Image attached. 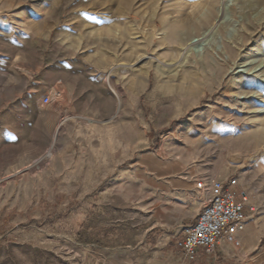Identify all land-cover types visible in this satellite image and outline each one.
I'll return each mask as SVG.
<instances>
[{
    "label": "rangeland",
    "instance_id": "rangeland-1",
    "mask_svg": "<svg viewBox=\"0 0 264 264\" xmlns=\"http://www.w3.org/2000/svg\"><path fill=\"white\" fill-rule=\"evenodd\" d=\"M220 1L0 0L18 34L0 57L76 60L92 82L22 138L0 114V160L22 162L0 181V264H183L198 182L264 204V0H230L208 30Z\"/></svg>",
    "mask_w": 264,
    "mask_h": 264
},
{
    "label": "crops",
    "instance_id": "crops-1",
    "mask_svg": "<svg viewBox=\"0 0 264 264\" xmlns=\"http://www.w3.org/2000/svg\"><path fill=\"white\" fill-rule=\"evenodd\" d=\"M16 35L18 34L14 32L12 21L6 15H0V49L12 51L13 40L17 39ZM21 36L23 37V35ZM26 40L29 41V38ZM26 40L17 42L20 45V50L28 49L29 42ZM25 63L28 62H25L24 59L14 60L10 54L0 57V114L8 116L5 125L8 124L6 130L10 132L9 138L16 132L19 134L15 136L22 138L28 124L31 123L30 121H38L44 113L51 109L56 111L59 116L71 112L75 95L80 93L83 96L87 90L92 89V82L85 78L87 73H91V69L88 71L77 69L78 67H90L87 64H81L83 62L76 64V60L56 57L41 59L36 70L28 69L29 65H24ZM33 73L37 74L36 80L30 81ZM53 91L59 93V100L56 104L46 103L45 99L50 98ZM14 96L15 101H13ZM2 145L0 138V146ZM21 168L22 162L7 163L1 159L0 178L2 179L0 181L8 178V171ZM232 190L236 196L242 192L246 194L249 197V205L256 208L254 214L245 210L246 220L243 230L236 236L239 245L235 247L221 244L216 255H207L199 249L194 261H186L183 264H264V204L255 192H247L241 187ZM172 191L174 192V190ZM195 196L196 201L198 196L197 194ZM201 206L202 204L199 206L198 212ZM194 223L195 221L190 222L184 228ZM184 228L176 235L175 242L182 237Z\"/></svg>",
    "mask_w": 264,
    "mask_h": 264
},
{
    "label": "built area",
    "instance_id": "built-area-1",
    "mask_svg": "<svg viewBox=\"0 0 264 264\" xmlns=\"http://www.w3.org/2000/svg\"><path fill=\"white\" fill-rule=\"evenodd\" d=\"M53 97L59 93L54 91ZM45 102H51L46 98ZM237 185L235 179L228 185L213 181L206 189L202 182L196 184L197 196L203 198L195 223L182 231V237L175 242V249L186 261H194L197 250L207 254L215 253L221 244L237 247L236 236L243 230L246 220L245 210L251 214L256 208L249 205V197L243 192L236 196L233 188Z\"/></svg>",
    "mask_w": 264,
    "mask_h": 264
},
{
    "label": "bare ground",
    "instance_id": "bare-ground-1",
    "mask_svg": "<svg viewBox=\"0 0 264 264\" xmlns=\"http://www.w3.org/2000/svg\"><path fill=\"white\" fill-rule=\"evenodd\" d=\"M229 4H230V0H221L220 1V5H219L218 11H217V17L213 20V24L209 26L208 30H211L214 27H216V25H218L219 20L223 15L225 7L228 6ZM248 8L250 9L251 14H253L254 12L257 13L255 18L258 19V21H260L262 19L263 12H257L256 7L251 6V5ZM206 12H207V10H206ZM206 12H203V10L201 12H192V14L188 20L189 21L188 24L192 25L196 29H198L200 26L206 25V23H209V19H210V17L208 16V14ZM224 33L226 34V32H224ZM249 39H250V37H245V38L243 36L239 37V42H238L239 45L238 46H246ZM197 42L198 41H196V43ZM193 43H191V44H193ZM256 49H257L258 53H263L264 42L261 45L257 46Z\"/></svg>",
    "mask_w": 264,
    "mask_h": 264
}]
</instances>
